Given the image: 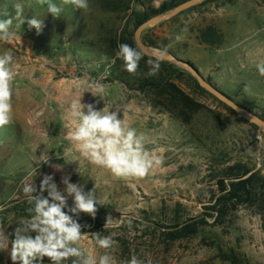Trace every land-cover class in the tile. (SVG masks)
<instances>
[{"label": "rangeland", "instance_id": "obj_1", "mask_svg": "<svg viewBox=\"0 0 264 264\" xmlns=\"http://www.w3.org/2000/svg\"><path fill=\"white\" fill-rule=\"evenodd\" d=\"M128 1L124 9L117 2L88 0L83 10L53 0L62 8L56 18L37 0H0V19L14 18L16 3L23 5L25 16L22 25L13 19L11 39L0 40V54L13 55L15 72L12 120L0 127V230L9 239L8 249L0 251V264H13L15 229L30 216L24 187L33 183L39 192L45 176H52L64 195L62 181L68 178L85 193L94 189L103 200L96 205L95 217H73L87 233L82 248L97 261L107 252L115 264H127L133 256L141 264H264V130L198 88L193 75L174 62L167 61L172 81L201 104L185 111L186 123L176 116L179 108L163 96L156 97L151 89L139 92L159 72L148 76L149 65L141 61L138 73L129 74L111 47L113 30L134 43L137 19L164 13L185 0ZM33 17L43 21L41 30L29 28L26 21ZM147 37L157 47L148 46L188 61L206 81L264 119V76L256 67L264 61V0H204L145 27L140 38ZM106 65L108 72L103 73ZM98 85L111 112L112 86L139 95L148 107L146 116L161 131L154 132L162 135L159 141L144 142L146 151L162 158L145 177L117 178L90 163L68 137L72 122L61 126L66 95L80 92L82 104L104 108L91 93ZM234 163L258 173L254 194L241 203L227 202L225 214L217 218V198L224 192L217 181L228 183L224 171ZM67 204L74 206L72 197ZM191 223L195 232L183 234L181 227ZM94 234L110 236L113 246L100 248ZM43 264H50L47 257Z\"/></svg>", "mask_w": 264, "mask_h": 264}, {"label": "clouds", "instance_id": "obj_2", "mask_svg": "<svg viewBox=\"0 0 264 264\" xmlns=\"http://www.w3.org/2000/svg\"><path fill=\"white\" fill-rule=\"evenodd\" d=\"M37 2L46 4L53 17H60L62 8L53 0ZM62 3L83 10H87L89 6L88 0H62ZM14 9V18L0 19V40L7 41L15 35L10 31L13 19L18 20L21 25L25 23L23 5L16 3ZM26 22L29 28L37 31L43 26V21L35 17ZM115 55L122 60L124 69L129 74L138 73L139 63L143 59L140 50L127 43H120ZM13 61V55L0 54V127L8 125L12 120L11 84L15 77ZM147 64V75H157L160 63L149 59ZM256 67L259 74L264 76V61L259 62ZM91 93L103 99L102 87H96ZM71 116L73 121L68 137L73 146L90 163L110 170L115 177L142 178L153 166L162 163V158L145 150L143 134L138 135L134 128L126 127L125 122L118 119L116 112L105 111V107L97 110L93 104H82L79 98L71 105ZM47 159L44 157L42 161L47 163ZM62 182L67 195L61 193L52 176L43 178L39 192L33 183L24 187L23 191L32 207L28 209L30 216L22 218L15 229V239L11 242V261L13 264H43L47 257L50 264H64L69 259L71 264H115L114 258L107 252L98 261L93 255L86 254L81 245L87 233H82L80 223L73 218L79 213L95 217L96 205H103V200L96 197L94 189L85 193L81 186L70 183L68 178ZM44 192H47V197L43 195ZM68 197L73 198L74 206H68ZM108 222L109 217L106 225ZM94 235L100 248L110 249L113 246L110 236L101 238L99 234ZM8 247L9 239L0 230V251H5ZM127 264H141V261L133 256Z\"/></svg>", "mask_w": 264, "mask_h": 264}, {"label": "trees", "instance_id": "obj_3", "mask_svg": "<svg viewBox=\"0 0 264 264\" xmlns=\"http://www.w3.org/2000/svg\"><path fill=\"white\" fill-rule=\"evenodd\" d=\"M106 4L109 5L110 2L119 3L121 7L124 9L128 8V0H105ZM116 6V5H115ZM146 19V16L137 19L134 23V26H136L141 23L143 20ZM111 47L118 51V45L120 43H127L134 48H137L133 41L126 37V35L123 32H117V29L113 30V36L111 39H109ZM143 42L150 46H156V43L152 41L150 38H144ZM112 54V53H109ZM149 59L153 61H158L160 63V67L165 71V76H162V71H159L158 78L151 79L150 81H146L143 83L142 87L139 89V92L145 93L146 90L151 89L153 91V94L156 97H164V100H166L170 105L174 107H178V111L176 113L177 118L183 122L186 123L188 121L189 116L186 114V110H190L192 107L198 108L201 106L200 103H197L193 101L186 93H184L179 87L175 85V83L172 81V65L164 60L156 59L151 56H147L143 54V59L141 61L147 62ZM140 61V62H141ZM155 80V81H153ZM195 80V79H194ZM196 82V80H195ZM196 85L198 88H200L202 91H204L203 88H201L197 82ZM161 99H157V102L159 104L163 105V101ZM225 106V105H224ZM226 109L231 110L229 107L225 106ZM225 178H228V183H225L223 181V178H219L217 183L219 185V189L224 191L223 194L217 198V203L221 206L216 209V217L220 218L225 214L224 206L227 202L233 201L232 203H241L243 201L248 200L252 194H254V181L256 178H258V173L256 171H251L248 167L241 165L240 163H234L232 165H229L226 167L224 171ZM196 225L195 223L186 224L181 227V232L183 234H192L195 232ZM177 235H173V237H177ZM232 262H234L232 260ZM235 263V262H234Z\"/></svg>", "mask_w": 264, "mask_h": 264}, {"label": "water", "instance_id": "obj_4", "mask_svg": "<svg viewBox=\"0 0 264 264\" xmlns=\"http://www.w3.org/2000/svg\"><path fill=\"white\" fill-rule=\"evenodd\" d=\"M204 0H185L182 1L176 5H174L171 9L164 13L156 14L148 19H145L141 23H139L136 28L133 31V40L135 43V46L138 50H140L143 54L147 56L154 57L156 59L165 60L169 62H174L182 67L186 68L195 78L197 83L208 93H210L212 96H214L217 100L225 104L227 107L232 109L238 116L250 121L251 123L257 125L259 128L264 130V119H261L257 115L251 113L247 109H245L240 104L233 101L231 98H229L225 93H223L221 90H219L217 87L212 85L210 82L206 81L202 75L199 73V71L188 61L179 58L172 54L171 52H164L157 50L153 47H150L146 45L140 38V34L142 30L147 27L154 25L155 23L161 22L167 18L172 17L179 11L186 9L192 5H195L197 3H200Z\"/></svg>", "mask_w": 264, "mask_h": 264}, {"label": "crops", "instance_id": "obj_5", "mask_svg": "<svg viewBox=\"0 0 264 264\" xmlns=\"http://www.w3.org/2000/svg\"><path fill=\"white\" fill-rule=\"evenodd\" d=\"M81 95L82 93L77 92L63 97L66 103L61 104L65 112V115L60 118L61 126L72 122L71 105L74 100L82 98L80 97ZM137 96L139 95H131L125 91L121 93L117 87L112 86L108 92V102L111 106H115L112 111L117 113L118 119H122L125 122L126 127L134 128L138 135L143 134L148 142L159 141L158 137L160 134L155 135L157 133L155 129H158V127L150 121L151 119H148L146 116L148 107ZM116 101L118 103H115ZM57 122L60 123L58 120ZM160 128L162 127L160 126ZM158 131L161 132L159 129Z\"/></svg>", "mask_w": 264, "mask_h": 264}, {"label": "built area", "instance_id": "obj_6", "mask_svg": "<svg viewBox=\"0 0 264 264\" xmlns=\"http://www.w3.org/2000/svg\"><path fill=\"white\" fill-rule=\"evenodd\" d=\"M96 66H98L99 67V64L97 63L96 64ZM103 68V67H102ZM107 68H108V66L106 65L104 68H103V73H107L108 72V70H107ZM103 75V78H105V75L104 74H102ZM97 85V84H96ZM96 87H102V86H96ZM100 100L104 103V107H105V111H109V110H107V104H106V101H105V95H104V93H103V99H101L100 98ZM88 104H92V103H88ZM87 105V104H86Z\"/></svg>", "mask_w": 264, "mask_h": 264}]
</instances>
